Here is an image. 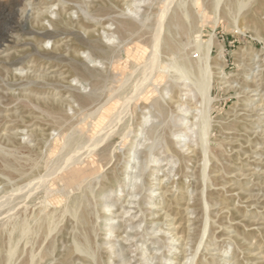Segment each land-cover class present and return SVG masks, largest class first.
<instances>
[{
  "label": "rangeland",
  "instance_id": "1",
  "mask_svg": "<svg viewBox=\"0 0 264 264\" xmlns=\"http://www.w3.org/2000/svg\"><path fill=\"white\" fill-rule=\"evenodd\" d=\"M84 1L0 14V264H264V0Z\"/></svg>",
  "mask_w": 264,
  "mask_h": 264
},
{
  "label": "bare ground",
  "instance_id": "2",
  "mask_svg": "<svg viewBox=\"0 0 264 264\" xmlns=\"http://www.w3.org/2000/svg\"><path fill=\"white\" fill-rule=\"evenodd\" d=\"M8 2V0H5V2ZM85 1H87V0H85ZM85 1L83 2V3H85ZM222 0H217V4H216V8L218 9V7H219V4H220V2H221ZM5 2H2V1H0V14H4L5 13V10H7L8 9V3H5ZM92 3H93V1H92ZM11 4H13V5H16L15 4V0H10V5ZM91 5V4H90ZM12 7V6H11ZM85 8V7H84ZM86 13V12H85ZM120 15V14H119ZM1 16V15H0ZM114 16H116V15H114ZM93 19V18H92ZM125 19V18H124ZM132 19V18H131ZM113 20V19H112ZM130 19H128V21H129ZM133 20V19H132ZM135 20V19H134ZM160 21H162V20H160ZM125 22V21H124ZM124 22H122V24L124 23ZM134 22V21H133ZM135 22H136V20H135ZM145 22V21H144ZM163 22V21H162ZM129 23V22H128ZM128 23H127V25H128ZM138 23H140V22H138ZM161 23V22H160ZM130 24V23H129ZM161 24H163V23H161ZM140 25V24H139ZM139 25H138V28H139ZM121 26V25H120ZM125 26V25H124ZM135 26H136V28H137V25H136V23H135ZM128 27H130V25L128 26ZM148 27V26H147ZM162 27V25H160V28ZM48 28V27H47ZM121 28V27H120ZM127 28V27H126ZM128 29V28H127ZM130 29V28H129ZM87 30V29H86ZM125 29H122V31H124ZM133 29H132V27H131V31H132ZM136 30V29H135ZM158 30V29H157ZM128 31V30H127ZM40 32V31H39ZM50 32V31H49ZM138 32V31H137ZM41 33V32H40ZM39 33V34H40ZM52 33H54V32H52ZM129 33V32H128ZM43 34V33H42ZM115 34V33H114ZM50 36H54L53 34H49ZM59 35V34H58ZM128 35V34H127ZM40 36V35H39ZM45 36V35H44ZM47 36V35H46ZM57 36V35H56ZM60 36V35H59ZM95 38V37H94ZM161 38V35L159 36V34H158V32H157V35H156V37L154 38L155 40H153L154 41V47L152 48L153 50H152V53H151V61H153V63L154 62H156L157 60H158V51H159V48H158V46H159V39ZM93 39V38H92ZM91 39V40H92ZM86 40V39H85ZM84 40V41H85ZM42 41V40H41ZM88 40H86V42H87ZM162 41H164V40H162ZM92 42H94V41H92ZM91 42V43H92ZM168 44V43H167ZM94 46H95V43H94ZM161 46V45H160ZM170 46H171V44H170ZM169 46V47H170ZM97 47V46H96ZM95 47V48H96ZM92 48V47H91ZM167 48V47H166ZM101 49V48H100ZM100 49H97L98 51L100 50ZM95 50V49H94ZM171 51H173V50H171ZM100 52H102V50H100ZM55 54V53H54ZM75 54V53H74ZM57 55H59V54H57ZM54 57H55V55H53ZM52 56V57H53ZM27 57V56H26ZM56 58V57H55ZM54 59V58H53ZM81 60H83V59H81ZM150 61V65L151 64H153L152 62ZM84 62V61H83ZM90 62H93V59H91L90 60ZM77 63V62H76ZM80 63V62H79ZM175 63V62H174ZM87 64V63H86ZM146 65H147V63H145ZM144 64V65H145ZM144 65L142 66V69L144 68ZM149 65V64H148ZM150 65H149V67H150ZM153 65H155V63L153 64ZM152 65V66H153ZM79 66V65H78ZM82 66H84V65H82ZM90 66V65H89ZM137 66V65H136ZM80 67V66H79ZM86 67H88V65H85V68ZM146 68H144V69H147V66H145ZM135 68V67H134ZM138 68H140L139 66H138ZM80 69V68H79ZM82 69H84V67L82 68ZM156 69V68H155ZM85 70V69H84ZM89 70V69H88ZM136 70H138V69H136ZM73 71H74V68H73ZM77 72V71H76ZM82 72H84V71H82ZM86 72V71H85ZM89 72H91L90 70H89ZM78 73V72H77ZM92 73H93V71H92ZM133 73V72H132ZM79 74V73H78ZM89 74V73H88ZM87 74V75H88ZM95 75V74H94ZM96 75L97 76H99L98 74H97V72H96ZM95 75V76H96ZM81 76H82V74H81ZM84 76H86V75H84ZM90 76V75H89ZM62 77V76H61ZM147 77V76H146ZM145 77V78H146ZM91 78V77H90ZM152 78V77H151ZM98 80H101V78L100 79H98ZM209 80H211V79H209ZM139 81V80H138ZM143 83V82H142ZM137 84H139V83H137ZM208 86H209V83H208ZM101 87V86H100ZM135 87V86H134ZM142 91V89L137 85V87L135 88V92L131 95H129V94H127V96H125V101H124V103H125V105L128 107V105H129V103L135 98V97H137V95L140 93ZM93 92H96V91H93ZM93 92L91 93V94H93ZM99 92H101V91H99ZM168 93V92H167ZM87 94H89V93H87ZM86 94V95H87ZM98 94V93H97ZM122 94V93H121ZM80 96V95H79ZM97 96V95H96ZM99 96V95H98ZM83 97V96H82ZM87 97V96H86ZM88 97H90L91 99L93 98V95H89ZM99 97H101V96H99ZM121 97V96H120ZM84 98V97H83ZM82 98V99H83ZM96 98V97H95ZM187 98V97H186ZM87 99V98H86ZM100 99V98H99ZM180 99V98H179ZM79 100H81V98L79 99ZM83 100H85V99H83ZM82 100V101H83ZM96 100V99H95ZM89 101L90 100H88V103H89ZM97 101H99V100H97ZM84 102V104H85V101H83ZM83 102H82V104H83ZM86 102H87V100H86ZM91 102V101H90ZM94 102V101H93ZM92 105H93V103H91ZM96 104V103H95ZM98 104H100L99 102H98ZM88 105H90V104H88ZM185 105V104H184ZM95 106H97V104L95 105ZM125 109V108H124ZM99 110V109H98ZM96 111V110H95ZM185 111H187V109L185 108ZM97 113V112H96ZM122 113H123V111H122ZM121 114V113H120ZM119 115V114H118ZM122 115V114H121ZM151 116V115H150ZM57 119V118H56ZM115 119V118H114ZM123 119V118H122ZM59 120H61V119H59ZM59 120H57V124L59 123ZM188 124V123H187ZM182 126V125H181ZM187 135V133H183V134H181V136H186ZM104 136V135H103ZM94 139V138H93ZM185 139H186V137H184V139H183V141L182 142H184V144H185ZM106 140V139H105ZM97 142V141H96ZM99 143V142H98ZM105 143V142H104ZM110 146V145H109ZM90 147V146H89ZM84 149V148H83ZM108 149V148H107ZM93 150V149H92ZM95 150V149H94ZM85 151V150H84ZM91 151V150H90ZM62 153V152H61ZM80 154H82L81 152H79ZM78 153V154H79ZM91 153V152H90ZM75 154H76V152H75ZM63 158V157H62ZM80 158V157H79ZM74 162V161H73ZM77 162V161H76ZM75 163V162H74ZM49 166V165H48ZM59 167H60V165H59ZM63 167V166H62ZM48 170V169H47ZM49 171V170H48ZM21 172V171H20ZM49 174V173H48ZM40 180V179H39ZM34 181V180H33ZM111 194V193H110ZM1 203V202H0ZM16 247V246H15ZM33 255V254H32ZM35 256V255H34Z\"/></svg>",
  "mask_w": 264,
  "mask_h": 264
}]
</instances>
